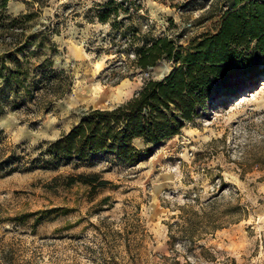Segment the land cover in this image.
<instances>
[{
  "label": "rangeland",
  "instance_id": "1",
  "mask_svg": "<svg viewBox=\"0 0 264 264\" xmlns=\"http://www.w3.org/2000/svg\"><path fill=\"white\" fill-rule=\"evenodd\" d=\"M94 1L7 2L8 16L31 12L23 27L34 40L10 59V39L0 37V56L52 83L26 91L0 77V264H264V73L134 165L101 155L91 167L9 171L12 153L26 161L83 111L124 102L145 78L171 69L168 60L148 72L123 68L132 52L108 23L91 19ZM131 1L140 8L132 3L125 23L183 44L214 29L222 8V0ZM89 171L110 181L94 195L52 180ZM52 207L69 211L38 224L25 218Z\"/></svg>",
  "mask_w": 264,
  "mask_h": 264
},
{
  "label": "trees",
  "instance_id": "2",
  "mask_svg": "<svg viewBox=\"0 0 264 264\" xmlns=\"http://www.w3.org/2000/svg\"><path fill=\"white\" fill-rule=\"evenodd\" d=\"M7 2L0 0V37L10 39L12 47L5 55L11 59L16 52H23L34 39H31L33 32L26 34V27H23V23L31 19V12L8 16ZM132 3L140 8L131 0L94 1L91 19L108 23L114 35L123 39L124 49L131 50L132 57H128L127 65L122 67L131 74L136 70L148 72L160 60L171 61V69L160 79L145 78L140 88L124 102L83 111L69 130L26 161L12 153L5 159L10 172L55 169L63 165L74 169L91 167L101 155L134 165L165 140L178 134L219 98L236 94L264 73V0H222L215 28L184 44L168 36H148L137 23H125V19H131ZM17 27L20 30H16ZM49 29L56 31L55 28ZM45 60L49 67H53L49 57ZM36 75L37 72L32 73L29 66L22 64L9 68L0 56V77L5 82H20L22 85L17 88L30 91L40 81L44 83L40 89H51L52 82L48 81L45 72ZM28 79L32 88L24 82ZM50 93L60 98L63 90L59 86ZM59 178L66 187L82 184L92 195L110 183L95 171L58 174L52 180ZM68 211L67 208L52 207L27 213L25 218L34 216V222L38 224Z\"/></svg>",
  "mask_w": 264,
  "mask_h": 264
}]
</instances>
